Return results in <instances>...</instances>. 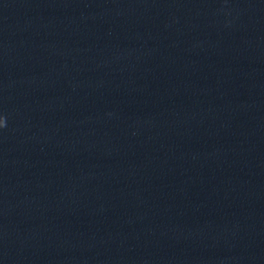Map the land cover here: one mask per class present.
<instances>
[{"label": "clouds", "instance_id": "9594fccd", "mask_svg": "<svg viewBox=\"0 0 264 264\" xmlns=\"http://www.w3.org/2000/svg\"><path fill=\"white\" fill-rule=\"evenodd\" d=\"M4 124V120L0 119V126Z\"/></svg>", "mask_w": 264, "mask_h": 264}]
</instances>
